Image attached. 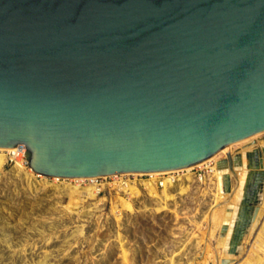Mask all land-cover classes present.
<instances>
[{"label": "water", "instance_id": "water-1", "mask_svg": "<svg viewBox=\"0 0 264 264\" xmlns=\"http://www.w3.org/2000/svg\"><path fill=\"white\" fill-rule=\"evenodd\" d=\"M262 133L264 0H0V149L35 174L171 172ZM244 155L230 254L264 190V147Z\"/></svg>", "mask_w": 264, "mask_h": 264}, {"label": "rangeland", "instance_id": "rangeland-1", "mask_svg": "<svg viewBox=\"0 0 264 264\" xmlns=\"http://www.w3.org/2000/svg\"><path fill=\"white\" fill-rule=\"evenodd\" d=\"M238 146L231 150H235L234 153L239 152L243 145ZM227 155L228 153L222 154L219 159L222 160ZM12 166L14 164L8 163L6 159L0 171V214L2 217H9V224H13L8 229L13 241L11 248L1 241L0 232V264H31L45 254L51 264H168L169 258L181 250L175 256L173 264H178L179 260L185 264L199 252L197 241L201 240V234L207 226L204 215L211 206V198L196 193L194 197L190 195L186 199L178 198L176 201L166 202V209L157 212L155 208L160 204L155 203L156 199L142 197L137 203H133L137 211L130 213L119 200V197H127L121 191L106 189L103 193L96 194L103 198L98 205L100 211L94 212L92 209L90 213L83 214L82 211L87 212L92 207L89 204L96 201L83 192L66 194L68 191L64 187L70 184L67 188L71 190L77 183L69 180L59 183L47 179L31 191L23 190L25 184L17 185V180L10 175ZM38 179L43 180H36ZM60 185L62 188H57ZM79 185L80 191L88 187L80 183ZM69 201L70 205L78 203L80 207L72 206L73 208L68 209L65 206H68ZM8 211H12L14 215H10ZM18 220H26L27 223L20 225ZM49 221H53L54 228H49ZM34 222H38L37 228L42 229L43 234L37 232L35 227L30 228ZM76 225L83 227V235L67 240L69 231ZM123 249L131 254L126 262L121 256ZM13 251H17L16 258L11 257ZM184 256L187 258L183 259ZM235 264H241V260Z\"/></svg>", "mask_w": 264, "mask_h": 264}, {"label": "bare ground", "instance_id": "bare-ground-1", "mask_svg": "<svg viewBox=\"0 0 264 264\" xmlns=\"http://www.w3.org/2000/svg\"><path fill=\"white\" fill-rule=\"evenodd\" d=\"M262 136H264V133L256 135V136H254L248 140H245L243 142L230 145V146L226 147L225 149H223L222 151H220L215 156L209 158L208 160L201 162L195 166L186 168L187 171H190L193 168L201 167L202 165H204L205 163H208L209 161H215L218 164V162L221 161L219 159V157L222 154H226V153L231 154V155H235V154L239 153L241 156L240 164H238V166H233L232 170H230L228 167H225L223 169H219L217 167L216 172H215L214 176L212 177V180L206 179L205 181L201 182L202 185H200L198 192H200V195L202 197L211 198L210 202H209L211 204V206L208 209V212L204 215V220L207 223V226H206L205 230H203L204 231L203 234H201L202 235L201 240L197 241V243L199 244V247H200V249L198 250L199 252H197V254L193 255V257L191 259H189L187 263L185 262V264H209L211 262H212V264H235L239 260H241V264H264V190H262V192L260 194L261 205H260V210L258 212V215H257L256 219L254 220V222H252L250 224V226L248 227L247 232L245 233L244 238L242 240V243L239 247L238 253L237 254H230L229 253L230 238H231V234H232V232L236 226V223H237L238 213H239L238 211H239V207H240L242 197L244 195L245 185H246L247 168L245 166L246 162H245V155L244 154L247 151H251L255 147H264V139L261 140ZM238 145H243L242 146L243 148H241L239 152L234 153L235 150L232 151L231 148L236 147ZM237 148H239V146ZM7 151L8 150L0 149V171L3 167V165L6 163ZM10 152H13V151L10 150ZM167 173L168 172L152 173V177L157 178L161 175H166ZM10 175L12 176L13 179L17 180V183H18L17 185L25 184V186L22 188L23 190L29 189L31 191L32 187H36V185H38L39 183H45V181H47V179H45V178H42L43 179L42 181L41 180L39 181V179L36 180L35 176L30 174L28 170H25L19 164H15L14 166H12V168L10 170ZM224 175H227L230 179V185L231 186H230V190L228 192L224 191V184L222 181V178ZM53 180L56 182H59V183L60 182L65 183L66 181H68V180H66V181L65 180H59L58 178H54ZM69 181L75 182V183H77V185L76 186L74 185L75 186V187H73L74 189H71V190H70V188H67L70 184L68 186L66 185V187H64L68 191V192H66V194H68V195H72L74 193L75 194H81L83 192V193H86L90 197L91 200L96 201L95 203H90L89 206H92V207L89 210H87V212H85V210H83L82 211L83 214L90 213L92 211V209H94V212L100 211L98 208V205L101 204L100 201L103 198L97 197V195L95 193H93L92 188H90V187H84L83 190H81V191L78 190V189H80L79 183L82 182V179H73V180H69ZM56 187L57 186H55V187L51 186V188H56ZM57 188H62V187L60 185ZM174 188L179 189L181 191V193L186 192L188 189L187 183L185 181H182L179 184L175 185ZM15 189H16V191L18 190L17 188H15ZM148 191L156 199L155 203L160 204L157 208H155V211H157V212L165 210L166 209V207H165L166 202L174 199V195L169 193L167 189H164L161 195H157V193H155L156 189L152 186H148ZM138 192L139 191L136 188H132L133 194H138ZM115 198H117V197H115ZM71 199H73V198H71ZM71 199H69V200L71 201ZM119 200L121 201L122 206L124 207V209L127 212L133 213V212L137 211L136 208L134 207L132 199H124V198L119 197ZM70 201H69L68 206H65L68 209L71 208L72 206L75 208L80 207L78 203L75 205H70L71 204ZM77 201L78 200H76V202ZM212 202H213V204H212ZM177 203H179V202H177ZM152 209H153V207H152ZM115 211L116 210L114 209V212ZM9 214L14 215L12 213V211L9 212ZM27 217H28V215H27ZM0 221H1L0 232H1V236H2L1 241L4 242L7 247L11 248L13 245V241H12L11 234L8 231V229L11 228L13 226V224H9L10 223L9 217H2L1 214H0ZM17 222L20 225L27 223L26 220H18ZM224 225H226L227 229H226L225 233H222L221 228ZM37 226H38V222H34L31 224L30 228H32V227L37 228ZM49 228H54L53 227V221H49ZM193 228H195V227H193ZM37 232L43 234L42 229L37 228ZM83 233H84L83 227L81 225H76L69 231V236L67 237V240H71V239L81 237L83 235ZM179 233H181V232H179ZM23 236H25V235H23ZM18 237H20V236H18ZM179 237H181V236H179ZM121 244H123V243H121ZM181 251H179V252L174 251L176 253L169 258L170 263H168V264L175 263L174 258L176 255L180 254ZM16 252L17 251H13V253L11 254V257L16 258ZM129 255H131V254L123 249L122 255H121V256H123L122 260L124 259V261L126 262L127 258H129L128 257ZM163 255H165V254H163ZM47 256L48 255L45 254L44 257H42L40 260L34 261L31 264H51L49 262V259ZM157 257H159V256H157ZM182 258L186 259L187 257L185 258V256H184ZM166 259H167V257H166ZM225 260H228V262L223 263ZM183 262H181L180 260L177 261L178 264H184Z\"/></svg>", "mask_w": 264, "mask_h": 264}, {"label": "built area", "instance_id": "built-area-1", "mask_svg": "<svg viewBox=\"0 0 264 264\" xmlns=\"http://www.w3.org/2000/svg\"><path fill=\"white\" fill-rule=\"evenodd\" d=\"M8 163H13L21 165L25 170H28L33 176L37 178L45 179H54L46 178L41 175L35 174L29 167L26 155L23 151L16 150L10 152L7 151ZM217 169V162L209 161L201 167H196L187 171L186 169L176 170L168 172L166 175H161L157 178L152 177V174H120L114 176H104L91 179H82L80 184H84L92 188L93 193L101 194L106 189H113L121 191L127 199H132L133 203H137L142 197H147L149 199H155L148 191V186H152L156 189L157 195H161L164 189H167L169 193L174 195L173 201H176L178 198L186 199L188 196L194 197L198 192L202 181L212 180ZM65 180L66 179H59ZM73 180V179H71ZM185 181L187 183V191L181 193L179 189H175V185L180 182ZM132 188H136L139 192L138 194L132 193ZM174 191V192H173ZM171 202V201H168ZM204 228V227H203ZM201 246V245H200ZM209 264H212L209 263Z\"/></svg>", "mask_w": 264, "mask_h": 264}, {"label": "flooded vegetation", "instance_id": "flooded-vegetation-1", "mask_svg": "<svg viewBox=\"0 0 264 264\" xmlns=\"http://www.w3.org/2000/svg\"><path fill=\"white\" fill-rule=\"evenodd\" d=\"M240 162L238 161L237 163H235L233 166H238ZM253 184V183H252ZM246 190V189H245ZM262 192L261 186L258 183L253 184V191L251 192V196L254 199L260 198V194ZM244 195H247L246 192H244ZM259 196V197H258ZM246 215L248 216L249 214L246 213Z\"/></svg>", "mask_w": 264, "mask_h": 264}]
</instances>
